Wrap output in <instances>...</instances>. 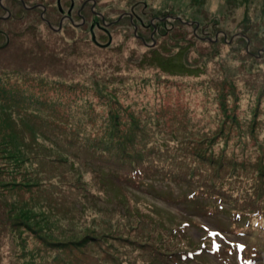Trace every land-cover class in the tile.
<instances>
[{
    "label": "rangeland",
    "instance_id": "rangeland-1",
    "mask_svg": "<svg viewBox=\"0 0 264 264\" xmlns=\"http://www.w3.org/2000/svg\"><path fill=\"white\" fill-rule=\"evenodd\" d=\"M0 78L26 102L60 97L31 109L63 108L70 120L57 131L56 120L10 112L1 96L0 264H264V239L245 238L246 226L263 232L264 208L246 218L236 209L264 191V0H0ZM144 91L150 99L132 95ZM115 120L143 155L131 160L142 173L127 180L74 149L107 137ZM198 152L233 176L209 187L216 198L198 191L220 181ZM37 194L71 201L26 202ZM15 216L36 235L90 243L71 260L48 246L29 263Z\"/></svg>",
    "mask_w": 264,
    "mask_h": 264
},
{
    "label": "trees",
    "instance_id": "trees-1",
    "mask_svg": "<svg viewBox=\"0 0 264 264\" xmlns=\"http://www.w3.org/2000/svg\"><path fill=\"white\" fill-rule=\"evenodd\" d=\"M53 86L57 87V88H52L50 86L49 90H56L58 88L61 89V87H59L58 85L52 84ZM26 88L28 90H31L30 86H26ZM59 90V91H60ZM47 91L42 92V95L44 96L43 101L40 100H35V101H29L26 102L25 98L22 96L23 91H21L18 87L15 86H8V84L6 83V81L2 78H0V101H1V96L4 94H8L10 98L6 99L5 101H9L8 105V109L10 112H12L13 107L19 108L16 112H19L22 109L28 110L30 112H32L33 114H37V115H41V116H45L47 118H51L57 121V123L59 124V126L56 127L57 131H62V132H66L64 130L68 129L70 124L67 121H70L67 118L63 117V112L65 111V109H61L60 111L58 110V108L48 112L47 110H33L31 109L32 107H35L34 109H37L41 106H44L45 103L47 104L49 99H53L50 100V103H52V107L57 106V104L55 103L56 100H59L60 97H58L57 99H55L53 97V94H51ZM72 92L71 91H65V96L71 97ZM132 95H135L137 97L143 98V97H147L148 99H150V96L144 91L142 93H132ZM63 106L62 104H59L58 107ZM15 111V110H14ZM13 111V112H14ZM26 116H28L26 114ZM31 117L30 122H26L29 126H31L30 128L32 129V133L34 135H38L43 137L44 140H46L47 138L43 135V133L41 132V128H38L37 132H34V123L32 122V120L36 119V116H29ZM67 117V116H66ZM25 122V121H23ZM31 124V125H30ZM111 124V122H110ZM107 124V127L110 125ZM118 122L117 120H115L112 124V127L108 132H107V137H103L99 140L96 139H86V140H77L76 145L74 146L75 148V152H77L78 150L83 154H85L86 160L88 163H91L97 167L103 168V169H107V170H111L114 171L115 173H117V177H119L120 179H128L130 178V175L133 176H138V174L142 173L140 172L138 165H133L134 163H139V161H134L132 162L131 160L133 159L132 156H139L141 159H143V155L140 153L141 151L136 150V155L134 154L133 151H129L128 148L138 142V140H136V136L135 133L132 131L127 132V127L123 128V131L120 133L119 128H118ZM73 127V126H72ZM135 128H137V126L135 125ZM54 129V128H53ZM71 129L67 130L70 131ZM140 131H142V128L140 129ZM70 136H72V138L74 140H76L75 138L78 137L76 135H74L71 131L69 133ZM212 138L209 139L208 136H201V138L198 139V144L199 143H205L208 140H212ZM17 143V142H16ZM82 144V146L80 145ZM73 146V145H72ZM17 150L19 152V158L21 162H25L28 161V158L25 157L24 153L26 150H23L24 145L20 143V145H16ZM4 149H8L7 145L4 146ZM8 152V151H6ZM24 152V153H23ZM1 154L3 155V153L1 152ZM201 154L198 152V160L201 162H209L211 165L214 166V171L215 172H211L210 174H212L214 177H216L218 180L217 186H207V185H200L201 182H198L201 187L198 188V191H200L201 193L203 192L204 195H206L207 197H211V198H216L217 195H214V192H211L209 190V187H214L215 189L218 188H222L224 183L223 182H227L228 180H230L231 178H233V176L230 175H226L225 173H222L221 171L225 170L223 169V162H219L217 164H215L212 158L209 159H202V157L200 156ZM5 158L9 159L10 162L14 163V165L16 166H20L19 163H21L16 156H14L11 153H6V155H3ZM63 160V158H60ZM50 161H54L53 159H51ZM130 162L131 164H126V162ZM232 169H230L231 173H235V167H230ZM17 171L18 168L16 167ZM25 171V170H24ZM34 169L28 171V172H33ZM262 172H264V167L261 169ZM13 172H16L13 171ZM221 172V173H220ZM211 175V176H212ZM261 175L264 176V173H262ZM29 185V184H28ZM31 185V184H30ZM33 187L36 186L37 188H40L41 191L43 193L45 192V186H43L44 184L42 182L39 181V184H33ZM205 191V192H204ZM51 195V194H50ZM48 194L45 195H30L29 198L26 199L27 203H30V197L33 199V204H37L38 206H42L44 204H46L47 201H51V202H55V203H60L63 200H68L71 201V199H67V198H59V196H55L52 195L50 196V198L47 197ZM247 199V198H246ZM247 201L249 202V204H247L246 206L244 204H241L240 206H238L237 209V213H238V217H249L255 213H260L262 211V209L264 208V191H262L260 193L259 196L257 195H251L250 198L247 199ZM31 204V203H30ZM72 204H75L74 202ZM48 207V205H47ZM55 218H59L57 214L53 215ZM19 216H15V222H14V227L17 228L18 230H22V233H26L23 234L24 237H26V244H25V251L27 250L26 246H28V244L31 245L32 249L29 248L28 251L25 252V254H27L28 257H31L32 260L29 261V263H34V259H35V255L41 256L44 251L47 249L48 246L54 248V250H58L61 251L63 253V251H67L66 254V258L68 260H71V256L73 255L72 253H74V251L79 250L82 253V250H80L81 245L83 244H88L90 242H86V240L88 239L87 236H83L82 241H75L74 240H68V241H62V240H55L52 238V236L50 234H42V236L40 235H36L35 231H32V227H34L33 225L28 224L25 221H22L20 219H18ZM27 221V219H26ZM247 220H245L246 222ZM37 225V224H36ZM253 224L250 226L252 227ZM37 228H41L38 227ZM248 229V230H247ZM262 231H252L250 228H248L246 226V230H245V238L247 236H252V235H256L253 236L252 238H257V237H262L264 239V227L261 228ZM249 231L250 233L247 235V232ZM244 237V236H242ZM50 239V240H49ZM52 240V241H51ZM34 245V246H33ZM256 251H264V244H262L260 246V248H258ZM24 254V255H25ZM62 257H58V259L61 261ZM18 259H22L21 256L18 257ZM28 263V262H27ZM50 264V262H48Z\"/></svg>",
    "mask_w": 264,
    "mask_h": 264
},
{
    "label": "water",
    "instance_id": "water-1",
    "mask_svg": "<svg viewBox=\"0 0 264 264\" xmlns=\"http://www.w3.org/2000/svg\"><path fill=\"white\" fill-rule=\"evenodd\" d=\"M92 35H93V34H92ZM92 41H93L94 44H96V46L104 48V47H107V46L110 44V36H109V38H108L107 43L104 44V45H100L99 43H96V41H95V39L93 38V36H92Z\"/></svg>",
    "mask_w": 264,
    "mask_h": 264
},
{
    "label": "flooded vegetation",
    "instance_id": "flooded-vegetation-1",
    "mask_svg": "<svg viewBox=\"0 0 264 264\" xmlns=\"http://www.w3.org/2000/svg\"><path fill=\"white\" fill-rule=\"evenodd\" d=\"M70 13H71V9L69 8L68 14H70ZM63 20H68L72 24V21L68 15L62 16L60 21H63Z\"/></svg>",
    "mask_w": 264,
    "mask_h": 264
}]
</instances>
